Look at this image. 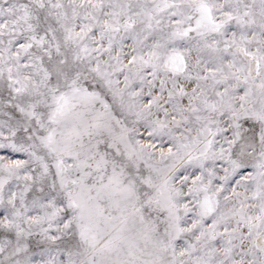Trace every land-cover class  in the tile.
Segmentation results:
<instances>
[{
  "label": "snow or ice",
  "instance_id": "1",
  "mask_svg": "<svg viewBox=\"0 0 264 264\" xmlns=\"http://www.w3.org/2000/svg\"><path fill=\"white\" fill-rule=\"evenodd\" d=\"M0 264H264V0H0Z\"/></svg>",
  "mask_w": 264,
  "mask_h": 264
}]
</instances>
